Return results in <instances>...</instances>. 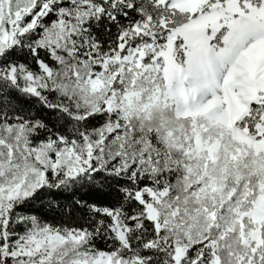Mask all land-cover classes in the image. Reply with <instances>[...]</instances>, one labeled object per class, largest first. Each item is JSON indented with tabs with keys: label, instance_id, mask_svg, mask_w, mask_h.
Listing matches in <instances>:
<instances>
[{
	"label": "snow or ice",
	"instance_id": "6c2138e0",
	"mask_svg": "<svg viewBox=\"0 0 264 264\" xmlns=\"http://www.w3.org/2000/svg\"><path fill=\"white\" fill-rule=\"evenodd\" d=\"M0 264H264V0H0Z\"/></svg>",
	"mask_w": 264,
	"mask_h": 264
}]
</instances>
